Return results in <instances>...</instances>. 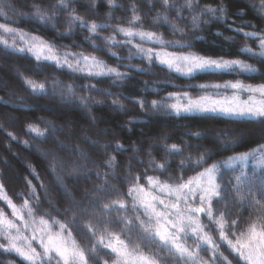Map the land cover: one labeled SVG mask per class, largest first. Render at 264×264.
<instances>
[{"label":"snow or ice","instance_id":"1","mask_svg":"<svg viewBox=\"0 0 264 264\" xmlns=\"http://www.w3.org/2000/svg\"><path fill=\"white\" fill-rule=\"evenodd\" d=\"M113 2L114 0H108L109 5H113ZM151 2L152 0H149V3ZM198 2L199 0H184L183 4L177 6L176 0H161L163 11L157 13L153 24H168L174 35L179 32L181 38L174 40H166L163 34L155 31L143 30L141 17L135 14V5L132 6L133 16L127 22L129 27L113 29L114 33L127 38L124 40H117L115 35L98 37V30L106 29L109 25L87 23L83 17L76 14L75 9L68 11L75 0H58L51 13L34 5L31 15L24 13L19 15L47 28L49 22L59 18L56 9L68 11V30L59 35H70L77 26L86 29L90 34L85 38L86 42L102 39L108 49L107 54L118 61L125 57L111 51V48L130 45L128 59L136 57L146 60L149 65L159 63L170 72L183 77H192L196 73H218L247 75L248 78H254L252 74L257 73V68L243 60L223 57L214 59L184 51L192 48L193 44L184 39L186 28L177 27L175 23L169 24L170 11L175 10V18L178 20L184 19L185 11L195 13L188 22L193 31L199 30L202 23L224 20L227 16V9L223 3L217 6L204 5L197 10ZM252 7L260 18L264 19V0H260L259 5ZM9 11H14L10 0H0V17L8 19ZM240 14L245 13L241 11ZM138 24L141 27H136ZM52 27H55L54 23ZM230 30L235 33L241 32L239 27ZM243 36L246 40L257 41L258 50L246 44L239 52L264 62V31L243 32ZM133 38H139V43H134ZM224 39L231 40L233 37ZM145 44L152 47H145ZM0 46H3L5 51L29 54L37 65L46 63L60 70L66 69L70 75L77 78H113V83H116L127 75L126 72L119 71V67L131 68V65L110 66L93 54L61 51V48L67 49L68 46H57L38 35L5 23H0ZM90 47L94 52L105 50L94 42ZM132 48L135 49L134 52ZM138 71L143 72L144 69L139 68ZM23 83L31 90L30 94L47 95V82H37L26 77ZM77 87L74 83L63 84L59 80L53 82V89H58L62 96L76 97L81 107H89L88 101L91 97L76 96ZM79 87L89 92L98 91L94 84ZM198 87L201 94L195 96L187 91L173 92L161 100H153L152 110H163L176 116L214 113L264 125V83L247 84L241 79H236L223 83L200 84ZM209 89L215 91L210 92ZM104 95L111 96L112 93L105 92ZM244 96L246 98H243ZM118 103V99L113 100V104ZM138 103L142 108L147 106L143 100ZM44 123L52 127L53 131H62L55 129L48 121ZM26 134L33 139L44 140L48 136L47 127L42 129L30 123L27 125ZM7 135L12 140L16 139L11 132ZM191 135L201 137V133L198 132ZM219 135L227 136L229 133L222 132ZM260 138L264 139V129H261ZM22 143L25 147H31L29 140ZM97 143L91 142L93 146ZM235 144L236 141L231 142V145ZM56 146L60 149L67 148L59 141L56 142ZM187 146L185 144V147ZM104 147L107 148L109 145ZM121 149L122 146L118 143L116 150ZM223 150L227 151L228 147H223ZM74 151L80 153V159L87 158L81 149L68 148L69 153ZM164 151L166 157H175L183 153L182 147L178 144L165 145ZM214 154L206 150L196 157L191 155L183 157L176 166L181 174L175 177L165 176L172 167L168 159L157 162L150 158L147 161V168L156 173L155 175H147L145 172L132 176L129 173L125 177L128 184L126 193L101 205L100 196L111 195L107 187L108 180L103 179L102 184L95 187L92 193L86 190L82 198L76 200L64 185V175L57 171L63 170L65 165L53 153L49 170L55 175L58 186H63L62 190L69 207L62 213L58 211L56 216L48 211L41 212L38 196L32 203L26 199L22 205L17 206L3 192V185H0V200L6 201L12 210V216L15 217L10 219L0 211V255L16 256L23 264H163L161 253H167L174 259L175 264H264V144L203 167ZM48 155L49 153H44L45 158ZM148 155L151 157V151ZM105 165L109 169H114L115 157H110L105 161ZM198 168L201 170L195 172ZM188 170L194 171L195 175L185 179L183 174ZM81 172L82 169L76 162L68 166V176H78ZM103 175L107 177L111 173L105 172ZM96 177L101 179V174L97 172ZM142 179H146V183H141ZM35 194L36 189L32 188L29 195ZM221 201L224 202L223 210L216 207ZM49 203L51 206V202ZM229 205L240 209L237 212V219L229 221L228 217L231 215ZM247 208L256 211L249 213L248 222L241 228L239 217ZM95 213H99V217L95 216ZM112 213L116 215L113 216ZM69 214L71 219L67 218ZM60 215L65 219H58ZM202 217H206L215 225V231L219 234L218 240L206 231L208 226L203 223ZM76 232L80 233L87 243L78 241L74 235ZM188 239L195 241L194 247L187 243ZM222 247L229 255L221 251ZM201 252L207 253L208 258L201 256ZM7 264L15 262L9 260Z\"/></svg>","mask_w":264,"mask_h":264},{"label":"trees","instance_id":"2","mask_svg":"<svg viewBox=\"0 0 264 264\" xmlns=\"http://www.w3.org/2000/svg\"><path fill=\"white\" fill-rule=\"evenodd\" d=\"M57 2L58 0H10L14 11L7 13L8 19L0 17V23L38 35L57 46H68L67 49L61 48V51L93 54L110 66L131 65V68L119 67L118 70L126 72L127 75L116 83H113V78H77L70 75L66 69L60 70L46 63L37 65L35 59L29 54L5 51L3 46H0V185H3V192L13 203L23 204L26 199L32 203L38 196L40 211L51 212L53 216H56L58 211L62 213L65 208L69 207L62 186H58L55 175L49 170L52 160L44 156L47 149L60 158L65 168L72 161L77 164L84 161L86 168L78 176H68L57 169L60 174L64 175V185L72 197L80 200L86 190L91 193L95 187L102 184L103 179L108 180L107 187L111 195L100 196L99 202L102 205L126 193L128 184L125 182V177L129 173L132 176L145 172L147 175H155L156 173L147 168V161L150 158L157 162L168 159L172 167L168 169L165 176L175 177L181 174L176 166L183 157L189 155L196 157L205 153L206 150L215 153L208 164L203 165L207 167L215 161L264 144V139L260 138L264 125L259 123L214 113L176 116L163 110L153 111L151 107V101L161 100L169 93L187 91L194 96L201 94L198 87L200 84L223 83L236 79H241L248 84L264 83V75H261L264 73V62H259L258 59L249 58L247 54L239 52V49L246 44L258 50L257 41L246 40L243 32L264 31V19H261L252 7V5H259L260 0H199L196 5L197 10L203 8L204 5L217 6L223 3L227 9V16L224 20H212L209 24L202 23L200 29L196 31L191 30V25L188 23L191 15L195 13L185 11L183 20L175 18V10L168 13L169 24L175 23L177 27L187 29L184 39L191 41L193 47L184 51H192L207 57L238 58L257 68V73L252 74L254 78H248L247 75L218 73H196L192 77H183L170 72L159 63L149 65L146 60L136 57L128 59L130 45L111 48V51L125 57L118 61L107 54L108 49L102 39L86 42L85 38L90 34L79 26L75 27L70 35H59L68 30V11L75 9L76 14L83 17L87 23L109 25L106 29L98 30V37L115 35L117 40L127 39L121 34L114 33L113 29L129 27L127 22L133 16L132 6L135 5V14L141 17L143 30L163 34L166 40L180 39L181 34L177 32L174 35L168 24H153L157 13L163 11L161 0H152L151 3L149 0H114L113 5H109L108 0H95V3L93 0H75L68 11L56 9L59 12V18L49 22L47 28L19 15L20 13L31 15L34 5L51 13ZM183 3L184 0H176L177 6ZM241 11L245 14L241 15ZM53 23L55 27H52ZM136 27L139 28L141 25L138 24ZM237 27L241 28L240 33L230 30ZM217 33L223 35H217ZM193 37H199V39H193ZM224 37H233V39L226 40ZM93 42L105 50L94 52L90 47ZM133 42L139 43V38H133ZM17 43L19 44V41ZM144 46L152 47L150 44ZM131 50L135 51L134 48ZM12 68L14 72H11ZM139 68H143L144 71H138ZM26 77L37 82H47V95L30 94L31 90L23 83ZM55 80L63 84H76L78 86L75 89L76 96L91 97L88 101L89 107H81L76 97H70L67 100L60 99V91L53 89ZM91 84H94L98 91L89 92L79 87ZM208 91L214 92L215 90L209 89ZM105 92H110L112 95H104ZM115 99L119 100L118 104H113ZM141 100L146 102V107L140 106L138 101ZM7 113L14 114L13 125L4 123L2 120L1 117ZM69 120L74 122V126L71 136L66 137L64 124ZM45 121L50 122L55 129H62V131H53L52 127L44 123ZM30 123L42 129L47 127V139L37 140L27 135V125ZM9 132L16 137L15 140L7 135ZM197 132L201 133V137L191 135ZM222 132L229 133L225 136L230 139L229 141H224L223 135H219ZM164 137L167 139L165 140ZM25 140L31 142V147L24 146L22 142ZM61 140L69 142L66 145L67 148L60 149L56 146V142ZM92 141L98 143L93 146ZM232 141H236V144L231 145ZM118 143L122 146L120 151L116 150ZM171 144L180 145L183 149L182 155L166 157L165 145ZM185 144L188 146L185 147ZM104 145H109V147L105 148ZM223 147H228V150H223ZM68 148L81 149L86 153L87 158L81 160L79 152L69 153ZM150 151L151 157L148 155ZM19 154L22 158H19ZM112 156L115 157L116 167L109 169L105 161ZM141 160L144 163H138ZM8 165L11 168H8ZM200 170L198 168L195 172ZM13 172L16 177L13 176ZM97 172L101 174V179H97ZM105 172L111 175L104 177ZM195 172L188 170L183 175L187 179L195 175ZM227 178L226 175L225 179ZM141 183H146V179H142ZM32 188L36 189L35 196L29 195ZM216 207L223 210L224 202L221 201ZM229 210L231 212L228 217L229 221L237 219V212L240 209L229 205ZM0 211H3L5 215L9 214L8 205L4 200H0ZM255 211L252 208L243 210V215L239 217L241 228L248 222L249 213ZM94 215L99 217V213ZM112 215L115 216L114 213ZM57 218L65 219L63 215ZM67 218L71 219V214ZM202 221L208 226L206 231L218 240L219 234L215 231V225L211 224L206 217ZM74 235L81 243H87L80 233L76 232ZM187 241L189 245L195 246L194 240L188 239ZM221 251L229 255L223 247ZM160 255L163 257V264H175L174 259L167 253ZM200 255L208 258L205 252H201ZM9 260L14 261L15 264H23L16 256L0 255V264H7Z\"/></svg>","mask_w":264,"mask_h":264},{"label":"rangeland","instance_id":"3","mask_svg":"<svg viewBox=\"0 0 264 264\" xmlns=\"http://www.w3.org/2000/svg\"><path fill=\"white\" fill-rule=\"evenodd\" d=\"M169 51H173V50H169ZM192 52V51H191ZM195 53V52H194ZM211 58H220V57H211ZM224 59H238V58H228V57H223ZM11 72H14V68H12L11 69ZM248 84V83H247ZM0 88H1V83H0ZM70 97H68V96H62V95H60V99H64V100H67V99H69ZM243 98H246V96H244ZM2 120L4 121V123H7V124H14L13 123V121H14V119H15V116H14V114H12V113H7V114H4L2 117ZM93 122V121H92ZM70 123V124H69ZM65 130H64V134L66 135V137H70L71 136V131H72V128H73V126H74V122L73 121H71V120H69V121H67V122H65ZM83 129H85V127H82ZM81 137H83V136H81ZM223 140L224 141H229L230 139L229 138H227V137H225L224 135H223ZM61 143H63V144H65V145H67V144H69V142L68 143H66L65 141H63V140H61L60 141ZM45 152H47V153H49V155H48V157L47 158H49V160H52V158H51V154H53L52 153V151H50L49 149H47V150H45ZM44 152V153H45ZM19 158H22V155H20L19 154ZM82 160V159H81ZM73 162L74 161H72L70 164H68L67 165V167L66 168H64L63 170H61L62 171V173L63 174H67V169H68V166L69 165H71V164H73ZM84 161L82 160V162H80L79 164H78V166L82 169V172L85 170V168H86V166H85V164L83 163ZM8 168H11V167H9V165H8ZM81 172V173H82ZM13 176L14 177H16V174H15V172H13ZM62 188H63V186H62ZM92 193V192H91ZM74 198V197H73ZM76 199V198H75ZM76 200H78V199H76ZM13 202V201H12ZM13 204H15V205H17V206H20V205H22V203H19V204H16L15 202L13 203ZM8 205V204H7ZM8 210H9V214L8 215H6V216H8V218H10V219H15V217H13L12 216V210H11V208L8 206ZM114 215H116L115 213H114ZM203 218L204 217H202V220H203ZM187 243H188V241H187Z\"/></svg>","mask_w":264,"mask_h":264}]
</instances>
